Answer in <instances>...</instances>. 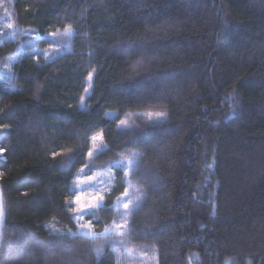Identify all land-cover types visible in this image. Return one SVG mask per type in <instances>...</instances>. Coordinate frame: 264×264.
<instances>
[{
    "label": "trees",
    "instance_id": "1",
    "mask_svg": "<svg viewBox=\"0 0 264 264\" xmlns=\"http://www.w3.org/2000/svg\"><path fill=\"white\" fill-rule=\"evenodd\" d=\"M9 1L37 46L74 35L44 60L0 33V264H118L119 242L156 249L158 264H264V0ZM98 132L92 167L125 152L138 163L122 239L46 227L75 228L66 201ZM125 181L115 168L105 204ZM91 212L98 233L119 214Z\"/></svg>",
    "mask_w": 264,
    "mask_h": 264
},
{
    "label": "snow or ice",
    "instance_id": "2",
    "mask_svg": "<svg viewBox=\"0 0 264 264\" xmlns=\"http://www.w3.org/2000/svg\"><path fill=\"white\" fill-rule=\"evenodd\" d=\"M10 15V14H9ZM5 27L11 29L13 27L12 23H7L4 25ZM65 35L71 36L72 31L69 29H65ZM47 35L51 37H56L57 33H47ZM51 43H55V41H52ZM57 51V49H53V52ZM7 67H11V65H8ZM92 77L89 75L88 80L91 81ZM89 87H91V84L89 83ZM87 92V89H85ZM147 119L152 122H159L162 119L166 118V113L164 112H158V113H152L149 112L146 114ZM128 121L127 119L120 120V125L124 126L127 125ZM103 139V133H98L96 135H92L90 137V147L86 152V156L91 159L94 154L103 153L105 149L107 148V145H104L101 143ZM3 151V150H0ZM66 151L71 152V149H66ZM53 157L61 155L60 152H53ZM112 167H115L119 169L124 176H128L129 173L135 168L138 167L137 160L133 159L129 156H123L122 160H116L113 165L110 166L109 172H111ZM88 168V165L85 164L83 167H81L76 175L73 183V190L72 194L68 196L66 204L71 210V213H73V219L76 221L78 225L79 232L84 235L91 238H96L101 235H107V234H119L120 236H123L125 234V230L127 229L126 223H116L115 221L111 226H106L103 233H98L95 231V226L92 224L91 219L85 221V216L92 215L95 216L94 212H91L92 209L102 208V207H119L122 205L124 209H128L130 204H133V201H140L141 196L135 195V193L139 192L138 188L134 189V185L131 184V182H128L127 187L123 189V191L120 193V196L116 197V203L115 204H105L106 196H105V189H101L98 187L99 183H102V181H97V177L101 176L102 173L92 171L91 174H88L85 169ZM91 171V170H89ZM2 175V174H0ZM95 182V183H93ZM82 185H88V190L85 191L82 188L77 191L76 188ZM134 189L133 195H130L129 190ZM134 208H139V203L133 204ZM4 201L2 195H0V228L4 225L5 220V212H4ZM129 215V213H122V216L125 218ZM97 220L99 217H95ZM53 231H60L59 229H55L54 226ZM70 235H76V233H72L71 230H69ZM113 251H116L117 253L120 251L119 248H116L113 246ZM129 253H131L132 249H127ZM96 254L99 257L101 255V250L97 249Z\"/></svg>",
    "mask_w": 264,
    "mask_h": 264
},
{
    "label": "rangeland",
    "instance_id": "3",
    "mask_svg": "<svg viewBox=\"0 0 264 264\" xmlns=\"http://www.w3.org/2000/svg\"><path fill=\"white\" fill-rule=\"evenodd\" d=\"M8 2H10V1L9 0H0V33L5 34V36L7 38H10V39H16V38H19V37H24L23 39L20 40V48H21V50L30 49L31 51H33L35 53H38V56H40L42 59L48 60L51 57L57 55L58 53L65 52L66 50L69 49L71 38L74 35V31H73L72 28H70V27L67 28V29L70 28V30L72 31V35L71 36L65 35L64 34L65 30L55 32V33H57L56 37H51L50 36L52 41H55V43H51L48 46L43 47V48L39 47V46H37L35 44V42H30L29 41V39H31V37H37V35L35 34V32L32 29H30V28H28V29H26V28L25 29H19L16 26V24L14 23V21L12 19V16H11V13H10L11 7H10V4ZM7 23H12L13 27L11 29L5 27L4 25H6ZM54 48L57 49V51L53 52ZM8 65H12V62L5 64L3 66V68H5V69L10 68V67H7ZM89 83H90V81L88 82L87 92L89 91V88H90L89 87ZM113 113L114 112L111 111L107 115H111ZM98 133H101V132H98ZM98 133H96V134H98ZM96 134H94V135H96ZM101 143L105 145V142H104L103 139H102ZM123 156H129V157L134 158L133 157L134 156L133 152H128V153L125 152V153L121 154V157L118 160H122ZM91 159H89L87 157L86 164L88 165V168H86L85 171L88 174H91L92 171L102 173L101 176L97 177V181H102V183L98 184V187L101 188V189H105V193H106V192H108L111 189V187L113 185L114 177H115V167H112L111 172H109L108 170H109L110 166L113 165V163L109 164V165H107L105 167H98V168L97 167H92V165H91L92 164V160ZM89 170H91V171H89ZM125 177H126V181L125 182H126V187H127L128 182H130V180L128 179V176H125ZM93 183H95V182H93ZM131 184L134 185L133 183H131ZM81 188L83 190L87 191L88 190V185L79 186L78 188H76V190L79 191ZM135 188L136 187L134 185V189ZM134 189H130L129 190L130 195H133ZM135 195H140L141 196L140 192L135 193ZM115 203H116V201H115ZM135 203H138V202L134 200L133 204H135ZM133 204H130L128 209H124L122 207V205L119 206V207H115L117 209L118 213H119L118 217L115 220H113L107 226H111L114 221L116 223H126L128 225V217H129V215L125 218L124 216H122V213H126V212L129 213L130 209H132L134 207ZM87 220H89V219H87V216H85V221H87ZM53 221H54V219H52L49 223H47L46 227L51 228L53 230L52 226H54L55 229H59L60 230L58 232H62V233L63 232L69 233V230H71L72 233L79 232L78 225H77L75 220H74L75 221V228H70V229L66 228V227L64 228V227H62V226H60L58 224H55V223H53ZM104 229L102 230L101 233L104 232ZM107 235L119 236V237H121V239L123 237V236H120L119 234H111L110 233V234H107ZM113 246H115L116 248L120 249V251L117 253L118 254V259H119L118 264H158V253H157L156 249L149 250V251L148 250H140V249L136 248L134 245H129V244H126V243H121V242H119L118 244H113L112 245V249H113ZM127 249H132L133 251L131 253H129L127 251Z\"/></svg>",
    "mask_w": 264,
    "mask_h": 264
},
{
    "label": "water",
    "instance_id": "4",
    "mask_svg": "<svg viewBox=\"0 0 264 264\" xmlns=\"http://www.w3.org/2000/svg\"><path fill=\"white\" fill-rule=\"evenodd\" d=\"M0 195H2L3 197V201H4V212H5V218H6V201H5V197H4V193H3V187L2 184L0 182ZM4 227H5V220H4V225L2 228H0V246H1V242H2V238H3V231H4Z\"/></svg>",
    "mask_w": 264,
    "mask_h": 264
}]
</instances>
